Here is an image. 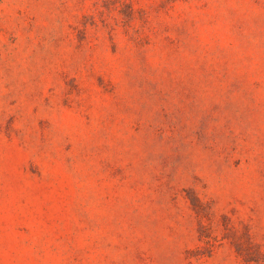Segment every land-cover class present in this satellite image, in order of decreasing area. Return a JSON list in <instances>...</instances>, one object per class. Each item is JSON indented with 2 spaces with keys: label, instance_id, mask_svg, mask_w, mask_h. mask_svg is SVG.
<instances>
[{
  "label": "rangeland",
  "instance_id": "rangeland-1",
  "mask_svg": "<svg viewBox=\"0 0 264 264\" xmlns=\"http://www.w3.org/2000/svg\"><path fill=\"white\" fill-rule=\"evenodd\" d=\"M0 264H264V0H0Z\"/></svg>",
  "mask_w": 264,
  "mask_h": 264
}]
</instances>
